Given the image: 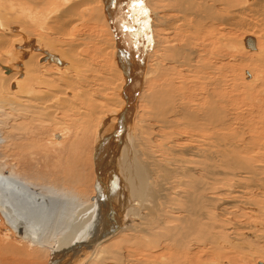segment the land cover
<instances>
[{
	"label": "bare ground",
	"instance_id": "bare-ground-1",
	"mask_svg": "<svg viewBox=\"0 0 264 264\" xmlns=\"http://www.w3.org/2000/svg\"><path fill=\"white\" fill-rule=\"evenodd\" d=\"M144 3L0 0V114L13 113L8 119L40 124L48 118L56 123L68 115L79 121L76 127L82 132L93 134L94 197L78 206L65 242L58 241L50 250L49 264H103L113 250L109 260L115 264H228L229 251L241 254L247 249L243 255L250 256L256 251L253 246L260 245L264 194L254 192H264V144L257 138L246 140L233 127L238 116L234 113L245 105L236 96L245 92L240 94L233 86L234 98L227 97L223 81L214 79L215 72L223 70L209 60L219 48L216 42L221 48L233 46L227 32L230 27L254 39L255 50L250 52L257 56L250 57L258 61L248 59L249 65L263 59L256 41L264 33V0ZM83 20L99 28L100 40H90L97 42V52L91 50L102 64L94 63L83 49L92 46H84L85 38L77 34ZM33 23L41 31L37 38L27 36V26ZM150 31L159 41L156 46ZM244 38L240 52L247 50ZM23 45L27 51L15 50ZM48 57L61 63L44 60ZM153 57L154 61H148ZM250 76L244 73L248 82ZM146 79L152 85L144 96L150 116L142 112L139 121ZM257 103H247L252 114L264 107ZM126 111L130 116L124 118ZM64 136V132L55 134L53 146L61 145ZM81 141L70 145L71 153ZM0 178L16 188L5 198L13 209L10 221L0 206L5 234L38 244L49 199L31 193L6 174L0 173ZM244 179L249 185H242ZM34 203L36 212L24 210ZM230 206L247 209L252 223L225 217ZM33 223L35 233L24 232ZM123 244L130 248L124 253ZM6 253L15 256L18 248L0 245L1 256Z\"/></svg>",
	"mask_w": 264,
	"mask_h": 264
},
{
	"label": "rangeland",
	"instance_id": "rangeland-1",
	"mask_svg": "<svg viewBox=\"0 0 264 264\" xmlns=\"http://www.w3.org/2000/svg\"><path fill=\"white\" fill-rule=\"evenodd\" d=\"M137 1L143 4L145 0H137ZM144 6L147 7L145 3H144ZM145 7H144L145 11L148 12L149 9ZM12 16H14L15 18L18 17L17 15H12ZM84 22L85 21L83 20L82 24L78 25V27L76 28L77 34L79 33L80 35H82L83 38L86 39V40L84 39L85 41L83 40L85 44L84 46H88V44L92 46H88V48L84 47L83 49L85 51L88 50L85 53H87L86 54L87 57L94 59L93 60L94 63L97 64L98 62V64H102L101 63L102 58L99 55L97 56L96 54L97 46H98L97 42L95 40L94 41L92 40L95 38H97L96 39L97 41L100 40L99 33H98L99 28H96L95 25H93V23L91 22L89 23L86 21L87 22L86 25ZM27 27H28L27 36L29 38L31 37L37 38V36L40 35L41 31L36 29V26L34 25V23L32 27L30 26H27ZM18 28L20 29V27ZM233 29H234L233 27H230L229 29H227V32L230 35L229 43H232L233 46L229 47L228 49H226L225 47L221 48V46H218L220 44L216 42L217 47L219 48L214 50L213 58L209 60V62L211 64L213 63L212 64L213 66L216 65L215 66L216 68H222L223 70L222 72H215L214 77L216 78L214 79H219L223 81L224 86L222 87L227 97H229L230 99L234 98L236 93L233 90L234 89L233 86H237L238 92L240 94L242 92H245V94L236 96V99L239 101L240 100L244 101L245 105L238 106V107H241V109L234 113V114H237L238 116L235 117L236 120L234 119V121L232 122L233 127H235V130H239L241 134H244L242 135V137L245 138L246 140H249L250 138H251L250 140L252 139L254 140L255 138H257L258 143L259 144L261 143L263 145L264 144V107L262 108L261 111H259L260 113L257 112L255 114H252L251 109L249 107L250 105L247 103H249L250 100L252 101L254 100L255 103L262 102L264 104V101H263L264 94L262 93L263 96H261V90H264V86H263L264 85V54H263V59L261 60L262 62L260 61L259 63L249 65L248 59H250L251 62L258 61V60H255V58L253 59L251 58L253 55L255 56L257 55L245 49H243L240 52L239 43L244 38L245 32L243 33L239 31H235ZM150 33H151L150 36H152L151 41H153L152 42L153 46H156V43L159 41H157L153 31L152 32L150 31ZM83 34H85V37ZM22 36H25V35L22 34ZM41 36H44V35H41ZM90 37H93V38L90 40ZM263 37H264V33L262 34L261 39H258V41H256V49H258V47L261 48L259 52H262V53H264V38ZM30 40H28V42ZM89 40L93 42L94 45L93 43L91 44V42L89 43ZM19 47L20 48L15 49V50L27 51L25 48H23L25 47L24 45L19 46ZM91 49L93 50V52L95 49L96 52L93 53ZM226 53H229V54H226ZM216 55H220L222 56V58H220L219 60L218 59L216 60L215 59ZM93 56H96V57H93ZM95 58L97 60H95ZM150 58L148 59V61L149 60L154 61L155 57L152 58L153 60ZM240 58L242 61H244L243 59L246 60L245 62L242 63L241 66L239 65ZM224 59H226L227 61H225ZM224 62H226L225 63L226 65H224ZM147 63L149 66H152L151 62H147ZM204 63H207V57ZM105 64L107 63L105 62L104 65ZM228 65H231L232 67H229ZM148 69L151 71V67L150 68L148 67ZM244 73H248V74L250 73L251 74L250 77L252 78V80L249 82L245 80ZM223 76L226 77V79ZM245 85H248V86L250 85V86L246 87L244 91ZM151 87L152 85L148 82V79H146L144 83V88H143V97L145 96V94L146 95L148 93L150 94ZM231 87H232V90H231ZM259 87L261 89L258 90ZM258 91H260L259 94L256 93ZM255 93L257 95H255ZM257 96H260L261 99H256V98H260ZM262 103H259V104L262 105ZM146 107L147 106L145 105V97H144V99L139 103V107H138L139 116H141L140 118L138 117L139 121L142 119V114H141L142 112L144 114L143 116L145 117L150 116L149 113L148 114L146 113V111H148V107L147 108ZM258 109L259 108H257V110ZM8 116H14V114L13 113L10 115L0 114V173L6 174L7 177H9L14 182L22 185L31 193L40 195L38 197H43V198L47 197L46 199H49L50 201V205H49L50 209L48 211V217L45 223V228H44L45 231H43V234L38 244H29L28 242H25V241L24 242L20 240L17 241V239L12 238V237H11L12 239L9 238V236H7V234H5V231L3 230V228L5 229V226L2 223V220L0 218V245H2V247L3 246L12 247L13 246V247L18 248V253L15 256L9 253L3 254L2 256L0 254V262H2L0 264H47V262L49 263L50 261V259L47 258L48 255L50 254V250L51 249L54 250L58 241H62V243H64L65 239L68 237L69 232L71 230L70 229L71 224H72L71 221H73V218L75 215L74 213L81 207L80 205L82 204L83 200L85 198L87 199L84 202V204H86L87 202H89L90 198L92 200V198L94 197L93 180H94V174H95L94 172L95 166H94V163L92 166L93 157H91L95 153V151L92 150L93 144L91 143L93 139V134L82 132L79 128H77L78 127L77 123L79 121L71 120L70 116L68 115H65L64 119H59L58 118L59 116H56L58 118L56 123H61V126H58L56 123L50 121L51 120L50 118H48L49 120H45L44 122H42V124H40V122L38 121H29V122H24L23 120L15 121L12 118L8 119ZM16 126H19V128L21 126V128L18 129ZM64 130H66L67 132ZM60 132L65 133V136H64L65 138L62 141L60 140V142H62L61 145L53 146L52 144L54 142L53 136ZM66 133L68 135H66ZM77 140L78 141L82 140V141L81 143L77 142L78 147L75 149L74 153L73 152L71 153L70 145L72 143H75ZM155 145H156V142H154L152 145L154 149L157 148L155 147ZM70 157H73L75 162H72V160L70 162ZM241 181L243 183L242 184L243 186L249 185L248 180L244 179ZM257 192L258 193L262 192V194H264L263 191L256 190L254 192L255 195L257 194ZM256 200L258 201L257 198ZM70 207H71V210L65 209V208L69 209ZM61 209L62 211L60 213ZM244 209L245 208L235 209L234 207L230 206L229 209L226 210L225 212V217L229 219L231 218V220H234V221H238V222L241 221L240 223L250 224L252 223L250 221H253L254 218H252V216L248 214L247 209L245 210ZM226 213H227V216H226ZM249 213H250V210H249ZM250 216L252 220L249 218ZM222 217L223 216H221V218ZM64 219L66 220L65 222H63ZM263 220H264V217H263ZM263 220L260 219V221L263 222L264 224ZM230 230H231L229 231L230 234L234 235L235 233L233 234L232 232H235V231H232V228ZM258 232H259V237L261 236V238H259L260 245H257V248L253 246V248L256 251H258V247L262 248L264 246V243H263L264 240H262L264 239V231H261L262 233L260 231ZM116 239L117 238H114L113 240L110 241V243L112 241H115ZM124 245L125 244H123L122 246L123 247L122 253L127 252L130 249L127 245L125 246ZM238 249L236 250L242 251L240 250L241 248H238ZM262 249H264V247ZM245 250L246 252H249V250L247 249ZM113 251H110L108 253L107 255L108 259L106 258L103 264H105V262L106 264L107 263L115 264V261L113 263L112 260H109L111 257L114 256ZM243 251L241 254L237 252L229 251L228 252L229 259L227 260L228 261L227 263L228 264H261L260 262L264 263V255H263L264 253H261L260 251H258V254H257L255 251V254H254V251H252L250 252L251 254L250 256L249 255L245 256L243 255ZM135 259L136 258H134V260ZM131 264H141V263L136 262V263H131Z\"/></svg>",
	"mask_w": 264,
	"mask_h": 264
},
{
	"label": "water",
	"instance_id": "water-1",
	"mask_svg": "<svg viewBox=\"0 0 264 264\" xmlns=\"http://www.w3.org/2000/svg\"><path fill=\"white\" fill-rule=\"evenodd\" d=\"M244 47L249 50V51H254L255 50V41L252 37H246L244 39ZM44 60H49L50 62H54L56 64H60L61 62L58 61L57 59L53 58V57H48V58H44ZM128 116H130V111H126V113L124 114V118H127ZM115 132H119V131H115ZM114 136L116 137V134L114 133ZM15 187L10 184L9 182H5L4 180H2L0 178V206H1V213L5 214V217L7 218L8 221H10L11 219V212L13 211V209L10 207V200L9 199H5L6 196L8 194H12L15 192ZM12 192V193H11ZM6 200H8L9 202L7 203ZM24 210H29L32 212H36V204L34 203L33 205H30L29 207H23ZM24 214V213H23ZM35 221L37 222V218L35 217ZM37 228V225L33 223V225H29V227L25 228L26 231L24 232H29L30 235L35 233V230ZM27 233V234H29ZM53 263V262H52ZM49 264V263H48Z\"/></svg>",
	"mask_w": 264,
	"mask_h": 264
}]
</instances>
